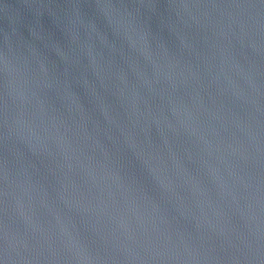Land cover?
Segmentation results:
<instances>
[{
	"label": "water",
	"instance_id": "water-1",
	"mask_svg": "<svg viewBox=\"0 0 264 264\" xmlns=\"http://www.w3.org/2000/svg\"><path fill=\"white\" fill-rule=\"evenodd\" d=\"M0 264H264V0H0Z\"/></svg>",
	"mask_w": 264,
	"mask_h": 264
}]
</instances>
